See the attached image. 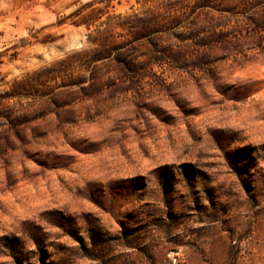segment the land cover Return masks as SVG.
<instances>
[{
    "label": "rangeland",
    "instance_id": "374dc122",
    "mask_svg": "<svg viewBox=\"0 0 264 264\" xmlns=\"http://www.w3.org/2000/svg\"><path fill=\"white\" fill-rule=\"evenodd\" d=\"M104 3L0 0V92L91 54L72 14ZM79 76L105 84L87 97L58 79L59 103L0 116V264H264V51L206 74L156 64L121 83L107 60Z\"/></svg>",
    "mask_w": 264,
    "mask_h": 264
},
{
    "label": "trees",
    "instance_id": "16d2710c",
    "mask_svg": "<svg viewBox=\"0 0 264 264\" xmlns=\"http://www.w3.org/2000/svg\"><path fill=\"white\" fill-rule=\"evenodd\" d=\"M112 1L101 0L105 2L103 8L86 14L78 9L72 14L77 17V24H84L89 30L94 27L88 34V42L95 45L92 53L45 67L34 77L0 92V116L14 125L16 119L27 115V110L21 109L16 115L17 111L9 105L14 98L38 97L59 103L55 93L58 79L61 83L68 80L66 87L81 86L87 97H91L88 92L103 88L105 83L98 85L99 80L88 79L85 86L88 80L73 78L75 67L92 71L97 63L111 60L124 73L121 83L127 78L134 82L156 64L206 74L221 60H237L251 51H264V0H158L143 11L128 15L111 12ZM26 41L21 38L15 48ZM142 46H147V50L142 51ZM17 54L15 51L12 56ZM34 81L39 82L42 91L33 87ZM47 87L50 90H43ZM70 94L75 96L76 92L72 90Z\"/></svg>",
    "mask_w": 264,
    "mask_h": 264
}]
</instances>
